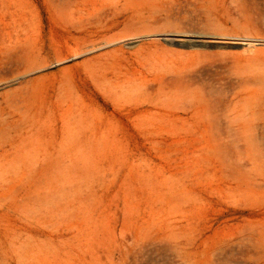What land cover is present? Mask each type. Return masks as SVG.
I'll use <instances>...</instances> for the list:
<instances>
[{"label":"rangeland","instance_id":"obj_1","mask_svg":"<svg viewBox=\"0 0 264 264\" xmlns=\"http://www.w3.org/2000/svg\"><path fill=\"white\" fill-rule=\"evenodd\" d=\"M0 264H264V0H0Z\"/></svg>","mask_w":264,"mask_h":264},{"label":"bare ground","instance_id":"obj_2","mask_svg":"<svg viewBox=\"0 0 264 264\" xmlns=\"http://www.w3.org/2000/svg\"><path fill=\"white\" fill-rule=\"evenodd\" d=\"M138 1H139V0H138ZM167 3H168V2H167ZM163 4H164V3H163ZM122 5H123V4H122ZM168 5H169V4H168ZM109 8H110V7H109ZM109 8H108V9H109ZM111 9H112V8H111ZM107 11H108V10H107ZM95 13H96V12H95ZM95 13H94V14H95ZM110 15H111V14H110ZM179 15H180V14H179ZM166 16H168V15H166ZM176 16H177V15H176ZM96 17H97V16H96ZM101 17H102V16H101ZM177 17H178V16H177ZM181 17H182V16H181ZM175 32H176V31H175ZM181 32H182V31H181ZM184 32H185V31H184ZM176 33H177V32H176ZM178 33H179V32H178ZM194 33H195V32H194ZM194 33H192V35H193ZM201 33H202V32H201ZM202 34H203V33H202ZM202 34H201V35H202ZM207 34H208V33H207ZM131 35H132V34H131ZM134 35H135V34H134ZM141 35H143V34H141ZM157 35H159V34H157ZM169 35H170V34H169ZM175 35H176V34H175ZM178 35H179V34H178ZM194 35H195V34H194ZM199 35H200V34H199ZM209 35H210V34H209ZM187 36H188V35H187ZM212 36H213V35H212ZM139 37H140V36H139ZM141 37H142V36H141ZM134 38H135V37H134ZM186 38H187V37H186ZM186 38H184V39H186ZM103 44H104V43H103ZM81 52H82V51H81ZM81 52H80V53H81ZM75 53H76V52H75ZM75 53H74V54H75ZM76 54H77V53H76ZM76 54H75V56H76ZM78 54H79V52H78ZM78 54H77V55H78ZM73 56H74V55H73ZM57 63H59V62H57ZM37 67H38V66H37ZM36 69H37V68H36ZM38 69H39V67H38ZM154 76H155V75H154Z\"/></svg>","mask_w":264,"mask_h":264}]
</instances>
